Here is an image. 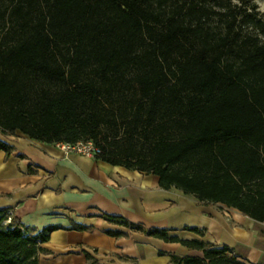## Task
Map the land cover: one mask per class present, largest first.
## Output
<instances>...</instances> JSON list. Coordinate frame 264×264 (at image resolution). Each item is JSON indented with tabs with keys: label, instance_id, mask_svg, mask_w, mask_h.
Listing matches in <instances>:
<instances>
[{
	"label": "trees",
	"instance_id": "1",
	"mask_svg": "<svg viewBox=\"0 0 264 264\" xmlns=\"http://www.w3.org/2000/svg\"><path fill=\"white\" fill-rule=\"evenodd\" d=\"M261 36L256 5L232 0H0V132L92 141L112 166L264 223ZM7 212L0 264H39L52 229L5 224ZM104 218L204 252L172 264H245L228 247Z\"/></svg>",
	"mask_w": 264,
	"mask_h": 264
},
{
	"label": "crops",
	"instance_id": "2",
	"mask_svg": "<svg viewBox=\"0 0 264 264\" xmlns=\"http://www.w3.org/2000/svg\"><path fill=\"white\" fill-rule=\"evenodd\" d=\"M6 136V135H5ZM0 211L35 234L52 229L39 264H172V256L204 252L111 223L120 217L146 231L167 230L181 241L228 247L245 264H264V223L220 203L200 202L159 178L98 157L65 156L55 144L24 135L2 137ZM108 232L118 233L111 236Z\"/></svg>",
	"mask_w": 264,
	"mask_h": 264
},
{
	"label": "built area",
	"instance_id": "3",
	"mask_svg": "<svg viewBox=\"0 0 264 264\" xmlns=\"http://www.w3.org/2000/svg\"><path fill=\"white\" fill-rule=\"evenodd\" d=\"M55 146L60 149L65 156L77 155L88 159H95L102 153L99 146L94 144L92 141H79L77 143H56ZM13 214L8 211L6 214L5 224L12 222Z\"/></svg>",
	"mask_w": 264,
	"mask_h": 264
},
{
	"label": "rangeland",
	"instance_id": "4",
	"mask_svg": "<svg viewBox=\"0 0 264 264\" xmlns=\"http://www.w3.org/2000/svg\"><path fill=\"white\" fill-rule=\"evenodd\" d=\"M232 1L233 3L239 4V5L243 3L244 5H247V6L256 5L258 18H261L264 21V0H232ZM246 31L254 35L257 34V31H255L252 27H249ZM261 39H262V42L264 43V37L261 36ZM105 133H108V131H105ZM19 134L20 133H18L17 135ZM0 135H2V137H7L1 134V132H0ZM100 142H102V139H100Z\"/></svg>",
	"mask_w": 264,
	"mask_h": 264
}]
</instances>
